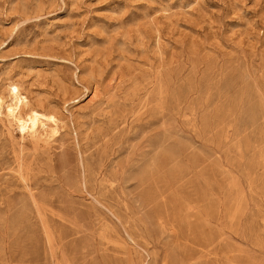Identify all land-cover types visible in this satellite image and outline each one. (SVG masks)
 Listing matches in <instances>:
<instances>
[{"label": "rangeland", "instance_id": "374dc122", "mask_svg": "<svg viewBox=\"0 0 264 264\" xmlns=\"http://www.w3.org/2000/svg\"><path fill=\"white\" fill-rule=\"evenodd\" d=\"M0 99V264H264V0H0Z\"/></svg>", "mask_w": 264, "mask_h": 264}, {"label": "bare ground", "instance_id": "6f19581e", "mask_svg": "<svg viewBox=\"0 0 264 264\" xmlns=\"http://www.w3.org/2000/svg\"><path fill=\"white\" fill-rule=\"evenodd\" d=\"M10 97L12 103L6 106L7 113L13 120L16 130L23 139H37L40 136L42 137L52 126L57 125L58 117L56 118L54 114L44 113L37 108L29 109L25 116L21 115L20 107L27 99L22 95L20 87L14 83L10 85ZM2 101L0 99V105Z\"/></svg>", "mask_w": 264, "mask_h": 264}]
</instances>
